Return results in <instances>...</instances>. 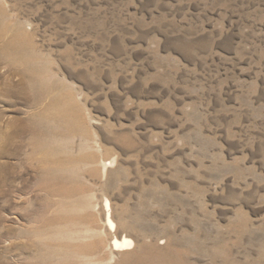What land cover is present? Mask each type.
Segmentation results:
<instances>
[{
    "label": "rangeland",
    "instance_id": "rangeland-1",
    "mask_svg": "<svg viewBox=\"0 0 264 264\" xmlns=\"http://www.w3.org/2000/svg\"><path fill=\"white\" fill-rule=\"evenodd\" d=\"M0 4V45L28 34L20 55L49 83L35 106L0 94V134L58 113L49 175L27 136L0 155L16 177L0 264H264V0ZM15 67L0 54V88L20 87ZM124 236L133 247L113 248Z\"/></svg>",
    "mask_w": 264,
    "mask_h": 264
},
{
    "label": "bare ground",
    "instance_id": "bare-ground-1",
    "mask_svg": "<svg viewBox=\"0 0 264 264\" xmlns=\"http://www.w3.org/2000/svg\"><path fill=\"white\" fill-rule=\"evenodd\" d=\"M7 13H8V11L6 12L3 5L0 4V38L3 36L4 32L7 29H12V27L9 25V23L7 21L8 17H9L8 16L9 14L7 15ZM8 33L9 32H7V34ZM28 36H29L28 34H26L25 32L22 31L20 33L11 34V37H9L8 40L5 39L1 42L0 54H1L2 62L5 64L10 63V64H16L18 66L20 65V67H15L14 69H17L18 71L21 72V74L23 75V79L21 80L20 87H17V86L9 87L10 86L9 85L5 89L0 88V94H3V95H4V93H6L7 95L11 94V95H14V97H16L18 95L23 96L26 103H28L30 106H35V104H39L40 101L43 102V100L45 99V98H43V96L48 94L49 83H47V81L43 80L42 76L37 73V69H36V61L38 60V59L36 60L37 57L36 58H30V57L26 58L25 56L23 57L20 55L22 53H25L26 51L30 52V50H31V47L29 46L30 42L27 40L29 38ZM31 46H32V44H31ZM11 68H13V67H11ZM42 98H43V100H40ZM48 100H49V98H48ZM61 109H63V108H61ZM0 114H1V110H0ZM57 115H58V113H54V112L49 113V102L46 103L45 106L40 107V109H38L37 111L29 112L27 114V116L21 118L22 123L20 125L18 124V126L13 130V132L10 135L0 134V155L2 154V155L17 156L21 152L22 147L24 146V145L22 146V143L20 142L19 138L27 136L28 138L26 139L27 141H25V143L31 147V151L29 150L30 154L31 155H34L36 153L40 154V156L38 157V162L36 161L38 178H42V177L44 178L45 176L49 175L51 173L50 172L51 170L49 168V164H50V162L53 161V159H52L53 154L51 152L52 150L49 147H45L46 146V143H45L46 139H45V141H42L41 139H43L46 134L49 135V119L50 118H56ZM56 125H57V123H56ZM58 127H60V126H58ZM32 159H35V158H32ZM32 165H34V164H32ZM62 166H63V164H62ZM8 168H9L8 164L0 163V196H5V193H6V190L3 188V186L4 185L7 186L8 184L13 183L16 179V177L13 174L7 172ZM59 168H60V166H59ZM51 181H53V180H51ZM11 190H12V188H11ZM69 196H70V194H69ZM106 207L108 209L107 216H106L107 224L109 225L110 229H115L117 227V224L111 216L108 201L106 202ZM48 208H50V207H48ZM47 212H48V210H47ZM53 220H55V219H53ZM45 223H47V222H45ZM43 228H45V227H43ZM134 243L135 242L132 238L124 236L123 238L114 237L112 244H113V248H115V249H128V248L133 247Z\"/></svg>",
    "mask_w": 264,
    "mask_h": 264
}]
</instances>
